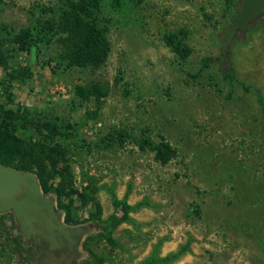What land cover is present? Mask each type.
I'll return each instance as SVG.
<instances>
[{"label":"rangeland","instance_id":"1","mask_svg":"<svg viewBox=\"0 0 264 264\" xmlns=\"http://www.w3.org/2000/svg\"><path fill=\"white\" fill-rule=\"evenodd\" d=\"M110 1L101 3L110 43L101 68L66 69L56 43L16 53L13 71L31 76L0 88V103L78 131L85 143L68 156L75 186L95 182L102 219L115 212L112 194L138 208L113 244L97 232L81 241L86 226L65 224L54 197L41 192L50 211L18 220L30 264H139L154 245L161 257L184 249L168 264H264V18L232 41L237 81L229 84L217 59L237 0H120L118 10ZM50 9L58 11L53 0H0V36L45 20ZM168 35L190 49L186 59L167 46ZM0 79L8 80L1 68ZM92 83L108 87L99 110L73 95ZM144 138L168 143L174 158L160 164L139 148ZM95 210L75 202L81 224ZM15 224L12 213L0 214V264H29Z\"/></svg>","mask_w":264,"mask_h":264},{"label":"trees","instance_id":"2","mask_svg":"<svg viewBox=\"0 0 264 264\" xmlns=\"http://www.w3.org/2000/svg\"><path fill=\"white\" fill-rule=\"evenodd\" d=\"M58 11L50 9L51 15L45 20L37 21L31 27L23 28L18 32H9L4 37L0 36V68L8 80L0 79V88L7 91L10 83L16 79H26L31 76L27 68H22L15 73L11 66V59L16 53L29 54L37 50L40 45L50 46L58 44L60 53L55 58L58 64L66 69H91L101 68L107 61L110 53L108 40L109 25L101 13L102 0H53ZM120 0H111L110 5L114 9L120 8ZM240 0H237L236 8ZM234 19V17H233ZM253 25V24H252ZM245 28L247 31L250 26ZM165 43L180 59H186L190 49L177 39L176 35H168ZM223 58V52L218 61L221 65L223 79L229 84L237 81L231 65ZM210 59H203L202 68H205ZM246 92L248 87H244ZM108 94V87L100 84L76 86L73 90L74 98L81 102L91 100L99 105L101 99ZM257 100L264 109V98L257 92ZM9 102H12L9 93ZM59 119H43L33 115L25 109L16 111L5 109L0 103V167L9 168L15 172L31 174L39 190L45 195H52L57 202V210L64 217V223L70 226L86 225L88 233L97 232L107 242L113 244V232L118 226L133 222L130 214L138 208V205L128 204L126 198L119 199L111 195L112 205L115 210L106 219L101 217V209L96 200L97 187L91 178H86L78 189L75 186L73 170L69 161V155L73 154L79 139L78 131L69 124H59ZM120 137H126V133L117 132ZM116 140V139H115ZM110 139L111 143L115 142ZM82 146V145H81ZM79 146V148H81ZM138 146L141 150L148 148L154 153V158L160 164H167L175 156V150L166 142L153 143L150 138H144ZM75 202L82 206L93 205L94 212L84 223L74 213ZM15 231L20 240L17 246L27 253L30 264L29 250L22 236ZM184 252V249L175 253H169L161 257L158 245L153 246L150 255L139 264H168Z\"/></svg>","mask_w":264,"mask_h":264},{"label":"water","instance_id":"3","mask_svg":"<svg viewBox=\"0 0 264 264\" xmlns=\"http://www.w3.org/2000/svg\"><path fill=\"white\" fill-rule=\"evenodd\" d=\"M262 18H264V0H240L234 20L220 35L225 60H227L232 41L238 35H243L246 27ZM45 211L49 212L50 210L33 175L0 167V214L7 212L13 214L17 224V233L20 234L18 229L20 218L30 214L44 216ZM87 234L89 233L86 226L81 241Z\"/></svg>","mask_w":264,"mask_h":264}]
</instances>
